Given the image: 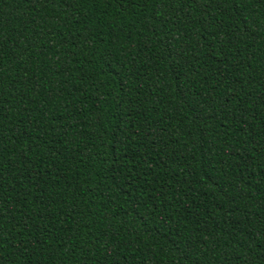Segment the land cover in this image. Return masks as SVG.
<instances>
[{"label": "trees", "instance_id": "obj_1", "mask_svg": "<svg viewBox=\"0 0 264 264\" xmlns=\"http://www.w3.org/2000/svg\"><path fill=\"white\" fill-rule=\"evenodd\" d=\"M0 264H264V0H0Z\"/></svg>", "mask_w": 264, "mask_h": 264}]
</instances>
